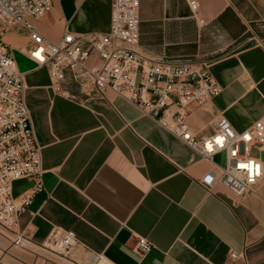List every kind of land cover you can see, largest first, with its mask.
I'll list each match as a JSON object with an SVG mask.
<instances>
[{
  "label": "crops",
  "instance_id": "0c3cea01",
  "mask_svg": "<svg viewBox=\"0 0 264 264\" xmlns=\"http://www.w3.org/2000/svg\"><path fill=\"white\" fill-rule=\"evenodd\" d=\"M189 1L140 0L139 49L209 62L220 93L188 116L195 137L210 135L217 116L244 131L264 116V0H195V13ZM35 25L53 42L64 31L106 34L110 0H56ZM2 40L23 72L44 170V190L16 226L28 245L51 253L44 247L51 233L72 230L65 257H43L53 264H264V182L240 202L219 183L205 189L200 179L212 163H224V153L206 160L111 90L92 96L70 79L55 89L46 68L28 58L21 26ZM100 64L93 53L89 65ZM30 186L14 181V197ZM138 237L152 245L143 256L133 251Z\"/></svg>",
  "mask_w": 264,
  "mask_h": 264
},
{
  "label": "built area",
  "instance_id": "2783aa9c",
  "mask_svg": "<svg viewBox=\"0 0 264 264\" xmlns=\"http://www.w3.org/2000/svg\"><path fill=\"white\" fill-rule=\"evenodd\" d=\"M54 1L0 0V230L13 236L14 246L23 247L27 242L16 230L20 214L44 190L40 146L25 103L23 72L18 70L2 40L14 25L27 31V56L37 67L46 68L52 87L61 90L70 79L92 96H104L111 90L206 160L213 154L224 153V163H212L200 179L205 189L219 183L229 190L234 202L256 194L264 182V163L251 150L264 153V116L241 132L224 116L213 120V132L208 136L197 138L189 129L188 116L220 93L209 62L167 59L141 51L140 0H110V25L106 34L75 36L64 31L53 42L38 31L35 22L47 14ZM188 4L195 13L197 2L190 0ZM93 53L101 60L97 70L89 65ZM241 164L248 167L241 168ZM16 180L31 182L30 188L17 198L12 192ZM74 243L72 230H55L50 235V245L44 247L63 258ZM151 248L145 238L138 237L133 251L143 256ZM230 258L241 256L230 252Z\"/></svg>",
  "mask_w": 264,
  "mask_h": 264
},
{
  "label": "rangeland",
  "instance_id": "374dc122",
  "mask_svg": "<svg viewBox=\"0 0 264 264\" xmlns=\"http://www.w3.org/2000/svg\"><path fill=\"white\" fill-rule=\"evenodd\" d=\"M21 61V60H20ZM28 68H32L33 65L25 63ZM251 154L255 157L264 158V153L257 151L256 149L251 150ZM19 184L15 183L14 188L18 187ZM13 236L8 232L0 230V264H53L48 260H56V253H47L44 250L24 244V247H17L12 244ZM37 253V254H35ZM43 256H47L45 259ZM60 261V259H58Z\"/></svg>",
  "mask_w": 264,
  "mask_h": 264
},
{
  "label": "snow or ice",
  "instance_id": "6c2138e0",
  "mask_svg": "<svg viewBox=\"0 0 264 264\" xmlns=\"http://www.w3.org/2000/svg\"><path fill=\"white\" fill-rule=\"evenodd\" d=\"M35 55L39 56V53H36ZM217 142L220 143V139L219 138L217 139ZM209 149L211 150V145L210 144H209ZM240 167L241 168H246L248 166L247 165H244V164H241Z\"/></svg>",
  "mask_w": 264,
  "mask_h": 264
}]
</instances>
